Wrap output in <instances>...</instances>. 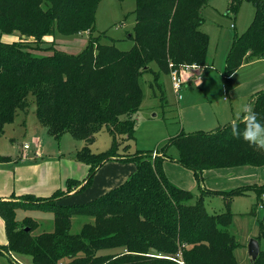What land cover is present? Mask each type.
Returning <instances> with one entry per match:
<instances>
[{"label":"trees","instance_id":"16d2710c","mask_svg":"<svg viewBox=\"0 0 264 264\" xmlns=\"http://www.w3.org/2000/svg\"><path fill=\"white\" fill-rule=\"evenodd\" d=\"M209 1L136 0L130 49L92 38L82 53L72 55L56 48L55 37L91 33L101 0H0V32L19 37L11 43L0 40V135L18 110L28 111L33 96L39 122L55 139L69 133L90 144L104 128L113 138L106 152L95 154L88 147L78 152V161L90 172L77 192L109 161L131 160L137 167L122 185L86 204L58 203L81 186L76 179L67 181L66 191L37 200L38 208L53 211L54 232L33 235L38 226L33 221H27V232L16 220L22 202L0 200L9 243L0 246V253L30 256L33 264H238L234 251L239 243L227 231L232 213L209 214L204 198L221 195L230 208L231 199L246 191L205 189L204 172L264 166V151L233 137L231 123L213 132L178 135L156 150L169 158L168 147L176 146L177 162L194 173L202 188L195 204L192 191L168 179L164 160L153 156L154 150L119 153L134 138V115L143 100L141 78L152 73L158 82L163 71L206 66L209 36L201 26ZM248 1L255 6V17L246 32L233 39L223 71L228 84L244 63L264 59V0ZM252 107L264 120V90ZM9 161L0 155V164ZM262 194L258 192L259 198ZM77 216L92 222L73 234ZM261 235L264 238L263 223ZM254 264H264V251Z\"/></svg>","mask_w":264,"mask_h":264},{"label":"rangeland","instance_id":"374dc122","mask_svg":"<svg viewBox=\"0 0 264 264\" xmlns=\"http://www.w3.org/2000/svg\"><path fill=\"white\" fill-rule=\"evenodd\" d=\"M136 6V0H101L96 13L94 30L91 33L71 37L57 35L55 37L56 48L67 54L79 55L86 49L92 38H98L101 44H112L113 41H116L120 49H130L133 46V42L128 39V36L133 32L136 23L134 14ZM255 12V6L248 0L209 1L208 5L202 10L204 22L201 26V30L209 36L208 66L206 71L200 76L205 85L186 87L183 90L182 98L184 99L180 103V98L173 87L170 73L161 72L158 82L152 73L145 74L141 78L143 93L141 108L134 115L137 121L134 138L130 140L128 149L124 151L121 147L119 153L135 154L138 151L154 150L153 156L154 154L159 155V151L156 150H162L165 144L178 135L209 131L214 127H223L224 123L231 120L228 119L222 123H217V119H223L220 116L222 106L230 104V102H225L224 98H228L231 102L235 101L227 93V82H225L226 79L222 74L223 65L231 49L234 37L246 32L254 20ZM233 24H235V28H232ZM16 36V34H3L0 32V40L3 42L12 41ZM48 39L54 40L52 37ZM152 68L155 71L159 70L157 64H152ZM182 74L184 76V73ZM237 78V80H241L240 76ZM230 87L236 89L237 85H233L232 82ZM209 99L213 104L209 103ZM235 99L238 101V97H235ZM30 102L31 105L28 111L18 110L14 121L8 124L4 133L0 135V155H11L13 158H17L21 152L27 151L24 149L25 144L32 146L35 140L38 141L40 146L42 143L44 144L42 148L43 157L36 162L50 163L44 174L48 177L49 182L42 187L38 186L39 188H36V196L29 195V198L24 196L19 200H13V202H22L16 211L18 225L28 228L30 226H28L27 221H33L38 225L33 231V235H39L55 231L53 211L37 207L38 203H40L37 200L47 199L43 198L45 197L43 194L50 189H46L45 185L53 188L61 183L62 177L64 180L74 178L83 183L90 169L87 164L78 161V152L85 147H88L95 154L106 152L112 147L113 138L107 128H104L90 144L83 140L75 139L69 133L57 140L39 122L35 97L31 96ZM178 153L175 145L168 147L167 155L169 158L165 162L168 170L167 176L174 185L192 191L195 197L191 204H195L202 195V188L194 173L177 162ZM111 165L114 166V172L118 174L120 172L123 173L122 171L127 167H136V163L131 160H112L108 162L106 167ZM239 167L241 166L231 167L230 173L225 170L208 174L211 170H206L204 181L206 187L214 192L231 193L237 190H245V194L235 195L231 199L230 208L227 206L228 201L221 195L205 196L204 205L207 212L212 215L228 211L232 213L233 223L227 228V231L235 236L239 243L234 251L235 257L238 264H251L248 255V242L252 238L258 239L262 236L261 224H264V185L258 186L254 184H258L260 179H264V174L261 176L258 173V167L260 166L245 165L241 169L242 171H234ZM245 168L251 171L243 170ZM41 171H43L42 168ZM41 176L42 173H39L36 169L32 171V177H28L27 180L31 183L36 179V182H38ZM98 176H94L89 186L77 192V195H80V198H76L80 201L77 204L89 203L103 194L100 192L103 185H99L103 180L100 181L101 177ZM95 177L98 179L93 187ZM68 180L65 181L66 184ZM262 181L264 182V180ZM82 183L81 186L76 187L81 189L84 185ZM245 187L253 189L247 190ZM98 188L99 190L97 191ZM66 190L65 185L63 191ZM258 192L263 193L262 198H259ZM66 194L68 193L65 192L64 195ZM89 222H92L90 218L74 217L71 233H79L83 226ZM260 245L261 250L264 251L263 237L260 240ZM3 257H0V259L4 262L9 261L6 254ZM15 258L20 263H25L18 254L15 255ZM26 258L31 259L30 256ZM9 263L11 264L10 261Z\"/></svg>","mask_w":264,"mask_h":264},{"label":"crops","instance_id":"0c3cea01","mask_svg":"<svg viewBox=\"0 0 264 264\" xmlns=\"http://www.w3.org/2000/svg\"><path fill=\"white\" fill-rule=\"evenodd\" d=\"M232 28H235V24L232 25ZM18 40H19V37L16 36L12 41H9L8 43L15 42ZM225 65H226V60H225L224 65H223L222 72L225 69ZM207 66H208V58H207V64L204 68H198V69L197 68H191V69L184 72V76H183L184 81L182 84V90L178 94V97L180 98V103L184 99V98H182V96H183V90L186 87L190 88L193 85H195V86L205 85L204 84L205 82L203 81L202 78H200V76L206 71ZM239 76L241 77V80H237L238 79L237 77H239ZM225 82H226V80H225ZM232 82H233V85L234 84L237 85L236 89L234 87H230L232 85ZM263 90H264V59H259V60H254L251 62L244 63L233 74L230 84L227 83V93L230 94L232 100H235V101L231 102L228 98H226V97L224 98L225 102H227V103L230 102V104L229 105L225 104L222 106L220 116H222L223 119H220V120L217 119V123H219V122L222 123L223 121H226L228 119H231V120L227 121V123H224V124L227 125L229 123H232L234 120L237 119V117L240 114L239 113L240 106L242 104H245V103L251 104V106H253V101H254L255 96ZM235 97H238V101H236ZM208 101H209V103L213 104V102H210V99ZM219 128H222V127L221 126L220 127L218 126L217 128L214 127L212 129H210L209 131H203V132H213V131L218 130ZM32 144H33L32 147L27 151L21 152L19 157L13 158L11 155H7L11 158V161L4 163V164H0V200L13 201V200H19V199L23 198L24 196H29V195L36 196V194H35L36 188H39L38 186L42 187L44 184H47L49 182L48 177L45 176L44 174L46 172L47 166L50 165V163L49 162H41V163L36 162L37 160H39L40 158L43 157L44 153H43L42 148L44 147V144L42 143V145L40 146V144L38 143L37 140H35ZM36 144L40 146L41 153H42L41 156H35L34 155V151L36 150V148H35ZM158 157H161L164 160V171H165V174L167 176L168 170H167V167L165 165V162L168 161V158L163 156V153H160V151H159ZM114 161H116V160H114ZM38 165H40V167H38ZM107 165H108V162L105 163L96 173L97 176L99 175L98 177H101L100 181L103 180V182L101 184H99L101 186L103 185L100 189L101 194L102 193L105 194L106 192L122 185L125 181H127L129 179V178L127 179V177L131 176L133 174V172L137 169V167H135V168L127 167V168H125V170L122 171L123 173L120 172V174H118V173H115L113 170L114 164L106 167ZM41 168L43 171H41ZM242 168H243V166L239 167L238 169H236L234 171H242L241 170ZM36 169L39 173H42V176L38 182H36V179H34L33 180L34 183L33 182L30 183V181L27 180V178L32 177V171H34ZM232 169H235V168H232ZM225 170H228L230 173L231 168H226V169L222 168V169H217V170L211 169V171H209L208 174L214 173V171L218 172V171H225ZM243 170L251 171L248 168H245ZM258 170H259L258 173L261 174V176H262L264 174V166L258 167ZM111 173H114V174H111ZM208 174H206V175H208ZM204 175H205V172H204ZM68 179H74V178H68ZM68 179L64 180L62 177V179L60 180L61 183L56 185L53 188H50L49 185H45L46 189H50V190L47 193L43 194V195H45V197H43V198H49V197L53 196V194L55 192H57L58 190H63L65 188V185H66L65 181ZM97 179L95 177V182L93 184V187H94ZM168 179H169V177H168ZM262 180H264V179H262ZM262 180L260 179L259 183L255 182L258 184H254V185H258V186L264 185V182ZM254 185H250V186H254ZM203 187L205 189H208L206 187L205 181L203 182ZM79 188L80 187L73 190V192L69 194V197L67 196V197L63 198L62 200L58 201V203L64 204V205H71V204H77L78 202H80L78 199H76V198H80V195H77V191L79 190ZM98 190H99V188L97 189V191ZM208 190H210V189H208ZM8 244L9 243H8V238H7V234H6L5 221H4L3 217L0 215V246H8ZM4 254H6L8 256L11 264H22L16 260V258H15L16 253H12V252L0 253V257H3ZM19 256L22 257L21 260H23L25 262L24 264H33L32 258L31 259L28 258L29 259L28 260L26 258L28 256H26V255H19ZM3 258L5 259V257H3ZM9 261L4 262L3 260H1L0 264H10Z\"/></svg>","mask_w":264,"mask_h":264},{"label":"clouds","instance_id":"9594fccd","mask_svg":"<svg viewBox=\"0 0 264 264\" xmlns=\"http://www.w3.org/2000/svg\"><path fill=\"white\" fill-rule=\"evenodd\" d=\"M239 113L230 125L233 137L242 139L252 148L264 151V120L248 103L240 106Z\"/></svg>","mask_w":264,"mask_h":264},{"label":"built area","instance_id":"2783aa9c","mask_svg":"<svg viewBox=\"0 0 264 264\" xmlns=\"http://www.w3.org/2000/svg\"><path fill=\"white\" fill-rule=\"evenodd\" d=\"M193 68H196V67H193ZM188 69H181V70H172L170 75H171V78H172V82H173V87L176 91L177 94H179L182 90V84H183V81H184V77H183V74L185 71H187ZM32 146L30 144H25L24 145V149L25 150H29ZM36 150L34 151V155L35 156H41L42 153H41V149H40V146L36 144ZM154 156H157L154 154ZM263 207V206H261Z\"/></svg>","mask_w":264,"mask_h":264},{"label":"water","instance_id":"95a60500","mask_svg":"<svg viewBox=\"0 0 264 264\" xmlns=\"http://www.w3.org/2000/svg\"><path fill=\"white\" fill-rule=\"evenodd\" d=\"M25 230L28 232L29 228H25ZM260 254H261L260 241L255 238L250 239L248 242V255L251 264H254L258 260Z\"/></svg>","mask_w":264,"mask_h":264}]
</instances>
